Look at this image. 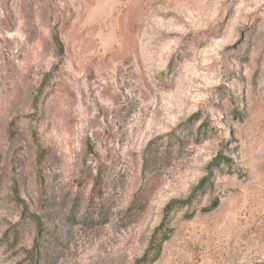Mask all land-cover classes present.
Here are the masks:
<instances>
[{
    "label": "rangeland",
    "instance_id": "rangeland-1",
    "mask_svg": "<svg viewBox=\"0 0 264 264\" xmlns=\"http://www.w3.org/2000/svg\"><path fill=\"white\" fill-rule=\"evenodd\" d=\"M0 264H264V0H0Z\"/></svg>",
    "mask_w": 264,
    "mask_h": 264
},
{
    "label": "trees",
    "instance_id": "trees-1",
    "mask_svg": "<svg viewBox=\"0 0 264 264\" xmlns=\"http://www.w3.org/2000/svg\"><path fill=\"white\" fill-rule=\"evenodd\" d=\"M213 205H215V206H216V205H217V203H216V202H214V203H213Z\"/></svg>",
    "mask_w": 264,
    "mask_h": 264
}]
</instances>
